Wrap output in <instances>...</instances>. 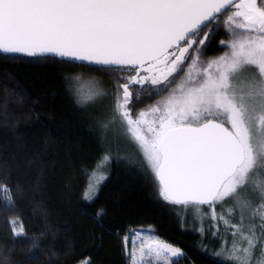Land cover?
<instances>
[{
	"label": "snow or ice",
	"instance_id": "1",
	"mask_svg": "<svg viewBox=\"0 0 264 264\" xmlns=\"http://www.w3.org/2000/svg\"><path fill=\"white\" fill-rule=\"evenodd\" d=\"M220 34L223 51L207 56ZM0 53L107 75L110 86L94 78L85 93L69 74L76 103L112 98L100 128L124 129L143 159H123L153 178L163 201L194 211L196 231L219 241L221 264H264V0H0ZM105 179L94 169L83 198ZM12 191L0 182V210H15ZM8 224L14 241L29 239L22 218ZM43 235L30 238L27 264L42 253ZM123 241L130 264L184 255L151 226L129 227Z\"/></svg>",
	"mask_w": 264,
	"mask_h": 264
},
{
	"label": "trees",
	"instance_id": "2",
	"mask_svg": "<svg viewBox=\"0 0 264 264\" xmlns=\"http://www.w3.org/2000/svg\"><path fill=\"white\" fill-rule=\"evenodd\" d=\"M223 38H214L207 56L223 51H216ZM5 55L0 53V182L12 187L16 205L14 211L0 210V264H27L30 238L41 232L43 251L32 264H78L85 258L92 264H130L123 236L129 227L149 226L183 250L177 264H221L215 255L219 241L211 234L202 237L193 212L163 201L153 178L123 159L143 156L137 146L133 152L110 142L108 130L105 134L97 123L104 110L77 104L66 80L69 74L90 73L110 86L107 75L58 59L15 61ZM155 99H146L136 111ZM115 127L124 133L119 124ZM110 145L106 179L87 201L83 192L90 173ZM17 216L29 239H12L8 220Z\"/></svg>",
	"mask_w": 264,
	"mask_h": 264
},
{
	"label": "rangeland",
	"instance_id": "3",
	"mask_svg": "<svg viewBox=\"0 0 264 264\" xmlns=\"http://www.w3.org/2000/svg\"><path fill=\"white\" fill-rule=\"evenodd\" d=\"M219 55V54H218ZM76 76H79V80L76 82L77 84H78V86L81 88V90L83 91V92H85V93H87L88 91H89V89H90V87H91V82H92V80L95 78V79H98L97 77H95L94 76V74H90V73H87V74H84V75H82V74H78V75H76ZM98 80H100V79H98ZM101 81V80H100ZM103 82V81H102ZM103 84L106 86V83H104L103 82ZM113 103V100H112V98L111 97H109L108 99H104V100H102V101H99V102H97L96 104H92V105H94V106H99V108H101L102 109V111L104 110V111H106L110 106H111V104ZM148 107V106H147ZM147 107H145V108H147ZM144 109V108H143ZM140 111V110H139ZM139 111H137V112H139ZM108 136L109 137H107L108 139H109V141L110 142H112V143H114L115 144V146H118L119 148H122V149H124V150H127L128 151V149L130 150V151H133L134 152V150H136V145L130 140V138L128 137V136H126L124 133H121V135H122V139H121V135H120V133L116 130V127L114 126V127H112V128H109L108 129ZM115 136H117L116 138H115ZM107 144H108V141H107ZM113 147V146H112ZM115 148V147H114ZM141 154V153H140ZM142 155V154H141ZM96 169V171H97V174L99 175V174H105L106 175V173H105V169H104V166L102 167V168H95ZM93 172V171H92ZM92 172L90 173V176H91V174H92ZM90 176H89V178H88V182H87V184L89 183V179H90ZM103 182V181H102ZM101 182V183H102ZM100 183V184H101ZM99 184V185H100ZM99 185H98V187H99ZM87 186V185H86ZM97 192V191H96ZM183 208V211L185 212V213H194V211L193 210H191V209H188V210H186L184 207H182ZM129 247H130V245H129ZM216 253V252H215ZM129 259V258H128ZM129 262H130V259H129ZM79 264V263H78Z\"/></svg>",
	"mask_w": 264,
	"mask_h": 264
}]
</instances>
